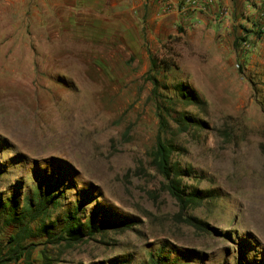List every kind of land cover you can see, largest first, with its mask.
<instances>
[{"label":"rangeland","instance_id":"374dc122","mask_svg":"<svg viewBox=\"0 0 264 264\" xmlns=\"http://www.w3.org/2000/svg\"><path fill=\"white\" fill-rule=\"evenodd\" d=\"M145 3L0 0V163L10 165L0 194L31 185L37 167L76 181L64 207L85 188L133 220L72 248L50 245L52 264H264V0H211L185 15ZM152 56L177 65L159 73L163 83L202 101L180 103L206 125L177 135L174 156L193 169L191 190L213 193L186 212L200 224L181 216L151 166ZM17 158L26 163L12 166ZM43 248L32 264H45Z\"/></svg>","mask_w":264,"mask_h":264},{"label":"trees","instance_id":"16d2710c","mask_svg":"<svg viewBox=\"0 0 264 264\" xmlns=\"http://www.w3.org/2000/svg\"><path fill=\"white\" fill-rule=\"evenodd\" d=\"M174 67L177 68V65L172 61L165 59L159 61L158 58L151 57L152 72L149 73V79L153 83L151 94L155 101L158 121L156 143L151 153V166L164 179L165 187L177 202L181 216H186V221L195 225L194 222L199 221L190 214L186 215V212L211 198L213 193L198 188L191 190L186 185L185 178L192 176L193 169L183 168L174 160L178 150L175 138L177 135L190 132L191 129H201L206 123L178 109L180 103L184 102L189 105L202 104L193 90L184 83L169 85L159 79L161 75L159 73L168 72ZM6 146L7 142L0 139V152L5 150ZM12 161V166L26 163L18 158ZM9 168L10 165L0 163V180L9 173ZM41 171L43 173H40ZM54 174L55 172L48 174V171L34 167L31 185L25 188L20 181V184L12 186L9 192L4 191L0 194V231L5 228L13 229V232L0 242L2 245L0 264H12L22 259L32 264L30 262L32 253L39 245L44 246L42 261L45 264H52L50 245L72 248L103 236L109 230L125 232L133 227V220L113 213L111 208L99 203L94 192L85 188L78 191L74 201L69 200L64 207L65 200L69 198L67 190L75 189L77 183L67 175L59 178L58 182ZM93 202L97 204L90 212L87 206ZM58 209L60 212L54 216ZM201 224L206 227L203 222ZM37 239H42V243H35ZM247 255L245 253V256ZM167 261L168 257L159 256L152 259L150 264H171ZM240 261L245 262L244 256H240Z\"/></svg>","mask_w":264,"mask_h":264},{"label":"built area","instance_id":"2783aa9c","mask_svg":"<svg viewBox=\"0 0 264 264\" xmlns=\"http://www.w3.org/2000/svg\"><path fill=\"white\" fill-rule=\"evenodd\" d=\"M184 5V11L191 9L193 11L203 10L206 4H209L211 0H182ZM227 14V12H225ZM264 23V14L261 15Z\"/></svg>","mask_w":264,"mask_h":264},{"label":"crops","instance_id":"0c3cea01","mask_svg":"<svg viewBox=\"0 0 264 264\" xmlns=\"http://www.w3.org/2000/svg\"><path fill=\"white\" fill-rule=\"evenodd\" d=\"M145 1H146V3H148V1L151 2V1H156V0H145ZM159 2L161 3V6L159 7L160 11H162V10L166 11V9H165L166 6H168V4H170V3H172L174 5V7L178 6L179 9H180V12L185 15L186 11H184V5H183V1L182 0H159ZM173 14H176V12L173 13ZM193 17H194L193 22H196V21H198L200 19L199 15H194Z\"/></svg>","mask_w":264,"mask_h":264}]
</instances>
